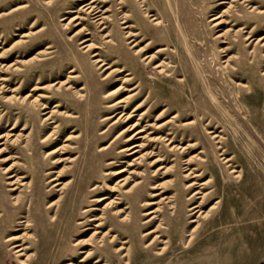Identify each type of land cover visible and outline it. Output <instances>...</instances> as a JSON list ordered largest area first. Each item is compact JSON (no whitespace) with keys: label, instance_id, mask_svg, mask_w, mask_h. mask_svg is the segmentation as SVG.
Here are the masks:
<instances>
[{"label":"rangeland","instance_id":"374dc122","mask_svg":"<svg viewBox=\"0 0 264 264\" xmlns=\"http://www.w3.org/2000/svg\"><path fill=\"white\" fill-rule=\"evenodd\" d=\"M89 1L0 0V77L5 78L0 79V203L6 205L8 213V217L0 221V264H19L16 253L4 240L9 228L15 234L23 231V224L19 221L24 219L26 208L31 203L28 200L24 202L20 209L23 212L11 206L13 201L9 193L12 191H9L7 182L13 178L6 177L13 174L25 176L23 180L28 182L29 188L19 186L13 194L20 193L26 199L31 198L35 210L31 223L38 222L36 229L28 230L24 240L30 247L28 253L31 254L32 264H47L49 258L59 254L56 244L50 243L52 233H55L53 240L66 229L75 234L71 236L73 238H87L92 229L85 228L93 226L88 219L100 215L101 211H105L104 216L108 218L114 232L126 236L128 232L135 231L131 225L119 222L109 208L101 209L105 201H95L106 193L103 181L113 185L127 174L128 184L121 187L119 195L114 193L112 197L120 198L117 199L121 201L119 208L129 212L136 225H141L139 232L153 229L158 223L157 219L162 218L163 224L158 229L169 240L166 255L159 258L153 252L161 245L146 252L141 243L143 238L139 239L136 234L134 244L137 248L134 249L136 253L132 264H264V46L255 41H245L240 32H235L240 26H247V33L258 21L261 24L254 36L264 34V12L257 14L256 9L249 11L246 3L237 0L233 2L235 7L229 13L236 20L232 21L229 15H225L229 23L213 27L214 21H210V18L227 7V3L220 4L222 0H147L151 13L163 19L160 25H155L151 17L145 15L144 6L139 0H127L123 11L131 13L134 9L137 24H133L136 25L134 30L140 33L137 37L141 40L139 47H149L144 56L152 57L150 65H145L147 59L141 61L133 53L136 48H129V44L122 39L127 29L121 28L122 12L118 1L95 0L93 3L99 10L97 16H106L103 21L107 28L104 31H99L102 24H97L98 21L87 14L88 10L82 8V11H78L79 5ZM197 4L200 6L197 7ZM250 4L264 9V0H252ZM74 15L79 19L69 21L64 26ZM112 18L115 23H112ZM234 23L235 26H231ZM79 28L83 31L74 34ZM227 28L232 30L226 31L224 39L216 37ZM108 30L114 41L122 40V49L108 45L103 38ZM84 37L91 38L87 43L92 42L100 47L101 55L113 67L102 73L101 69L96 68L97 65H93L92 53L82 52L84 48L80 49L82 45L78 44ZM48 45L50 47L46 48ZM229 46L231 49L228 53L220 52L219 48ZM254 54L257 60L251 65L248 62L253 60L251 55ZM228 56H231L230 65L223 67L221 61ZM238 61L241 62L240 70L232 72L230 66L236 67ZM158 63L162 64L164 73L158 72L160 67H155ZM72 67H80V72L77 71L80 76L69 79V84L74 88L65 89L69 84L59 91L55 87H48L50 83L65 80L71 74L68 71ZM117 67L141 74L145 90L140 93V87L136 86L141 81L130 75L126 78H132L123 85L134 89L119 90L114 97L133 94L131 97H135V102L127 110L131 111L134 104L151 93L153 97L139 111L147 107V111H151L141 125L146 121L154 123L156 115L161 112L157 124L152 127L145 125V128L150 127L146 133L154 130L150 135L152 137L173 131L175 143H192L184 153L170 151L163 141L151 142L148 138L144 139L147 144L145 149L153 153L151 156L144 155L137 163L133 161L132 165H126L133 156L116 153L123 138L122 135L116 138L114 135L126 123L121 119L114 122L118 115L102 119L120 111V108L113 110L104 107L106 103L103 102L106 90L116 84L118 86L120 80L117 78L125 74L123 72L117 76L112 73L103 78ZM34 85L38 88L31 90ZM80 86L85 87L84 96L73 92ZM137 91L139 95L136 96L134 93ZM40 92L49 96L41 100L47 106L43 110L39 109V105L32 106L17 98L29 93L31 99ZM56 102L61 104L60 109H67L74 116L63 118L54 115L57 127L51 132L53 124H46L43 120L46 115L41 113L48 112ZM136 118L137 115L133 120ZM189 120L195 122L181 125ZM161 123H164L162 129H155ZM201 124L207 130L220 134L224 155H218L220 151L216 148L215 140L210 138ZM12 125L14 128L9 130ZM16 135H20L17 141L13 140ZM105 145L111 149L102 154L99 148ZM190 154H197L198 158L190 165L200 173L197 184L210 179L202 189L210 193L201 210H206L216 199L220 201L210 215L199 217V227L190 241L186 242L195 224L190 219L197 216V213L191 214L188 208L200 200V194L187 199L197 185L194 188H183L190 179L184 176V164L181 161ZM156 155H159V161L149 164V160L156 158ZM105 156L111 157L103 160ZM223 156L233 158L235 169H242L240 176L233 177L231 169L221 160ZM203 157L210 159V163L204 165L201 161ZM101 161L102 165L99 164ZM108 161L113 163L107 164ZM159 165L169 166L168 172L161 174L163 169L159 171ZM121 167L128 170L112 173ZM153 169H157L154 174ZM47 171L52 173L45 175ZM96 173H100V177L95 183L101 188L89 190L93 184L84 181L80 190L82 195L87 190L89 194L83 196L86 205L80 204L78 211L81 213L89 209L91 213L86 216L87 212L81 214L80 218L69 222L67 217L82 177ZM51 176L58 178L61 183L67 182L62 192L55 191L61 185L52 187V182L48 181ZM139 181V186L130 188L134 182ZM160 182H163L162 188L156 189L155 186L151 189L152 185ZM126 188L130 190L125 192ZM161 190H164L165 195H172L175 212L170 213L168 202L160 200L156 219L146 221L153 214H142L154 209L156 204L146 205L144 202L157 201L159 196H151V193ZM59 197L61 202L58 209L53 207L50 212H46L48 202ZM126 205L128 209L124 208ZM0 210H4L2 206ZM52 214L58 215L60 221L54 226ZM108 223L102 231L108 227ZM80 255L78 250L70 256L73 262H77ZM68 257L64 256L59 262L66 261ZM93 259L84 264L92 263ZM112 264L125 263L114 260Z\"/></svg>","mask_w":264,"mask_h":264},{"label":"bare ground","instance_id":"6f19581e","mask_svg":"<svg viewBox=\"0 0 264 264\" xmlns=\"http://www.w3.org/2000/svg\"><path fill=\"white\" fill-rule=\"evenodd\" d=\"M80 1L85 2L86 0H80ZM117 1H118L117 4L119 5V8L121 9V12H122L121 21H120V24H122L121 28L127 29L124 32L125 35L122 38L123 41L125 40V43L129 44V48H136L133 50L134 51L133 53L137 54L138 57L141 58V61H144L147 59L146 62H144V64L150 65L149 61H152V57L144 56L149 47H144V46L139 47L141 40H138L137 37L140 35V33H139V31L134 30L136 27L135 24H137L136 19L134 18L135 17L134 9L131 10V13L123 11V8H124L127 0H117ZM139 1L142 4V6H144L145 15L151 17V21H154L153 24L160 25L161 21L163 20L162 17L160 18V17L156 16L154 13H151L150 7L147 6V3H148L147 0H139ZM193 1H196V0H193ZM236 1L237 0H231V2H226L225 0L220 1V4L227 3V7L224 8L220 14L214 15L210 18V21H214L213 27H219L221 25L229 23V21L226 18H224V16L229 15L230 9L235 7L233 2L235 3ZM251 1L252 0H242V2L246 3V6L248 8H250L249 11H253L254 9H256L257 14H261L264 12V9L260 8L256 4H250ZM93 3H95V0H90L88 3H82L81 5H79L78 11H82V8L84 11L88 10L87 14L92 15L91 17L94 18V21H98L97 24H100V25L102 24L101 29L99 31H104L107 28V26L105 25V22L103 21L106 18V16H104V17L103 16H97V13L99 10L97 9L96 6H94ZM199 6L200 5L197 4V7H199ZM104 11H106V9ZM237 15L239 16V14H237ZM229 17L231 18L232 21L236 20V18L232 19L233 14L229 15ZM131 18H133V19H131ZM77 19H79V17L77 15L72 16L64 24V26H66V24L69 21H75ZM111 21H112V23H115L113 18L111 19ZM130 21H132V23H130ZM133 22L135 24H133ZM236 23L231 24V26H235ZM259 24H261V23L257 21L256 24L247 33L245 32V29L247 28V26H240L239 29L235 30V32H240L241 36H243V39L245 41H249V40H251L250 42L255 41V43H257V44L261 43L260 46H264V34H261L259 36H254V35H256ZM75 25H77V24H75ZM230 30H232V29L227 28L226 30L217 34L216 37H221L222 39H224V37H223L224 34H226V31H230ZM81 31H83V29L79 28L74 34H78ZM86 33H88V32H86ZM103 38L106 39V42L108 43L109 46H113V47L122 49V47H121V45L123 43L122 40H121V42L114 41V38H113L110 30H108L107 32H105L103 34ZM90 39L91 38H89V37L88 38L84 37L79 41L78 44L82 45L80 47V49L84 48L82 52L92 53L91 57H93V60H92V62L94 63L93 65H97L96 68L101 69L100 72L103 73L107 69H110L111 67H113V64L109 63L107 61V59L101 55L100 50H99L100 49L99 46H97L95 43H92V42L87 43V41H90ZM222 41H224V40H222ZM221 43H227V42H221ZM150 44H153V42L150 41ZM49 47H50L49 45L46 46V48H49ZM230 49H231L230 46L224 47V48H219L220 52H222V53H224V52L228 53V50H230ZM49 52L50 51H48L47 53H49ZM251 56H253V60L252 61L250 60L248 63H251V65H254L256 60H257V55L254 54ZM243 59H245V58H243ZM230 61H231V56H228L226 59L221 61L224 64L223 67L230 65V63H229ZM239 61H241V59ZM239 61L236 62V64H235L236 67L230 66V68L232 69V72L240 70L239 64H241V62L239 63ZM155 67H160L158 72L164 73L165 70L163 69L161 63H158ZM77 71L80 72V67L70 68L68 73H71V74H69L65 80H63L61 82L55 81L53 83H50L48 85V87H50V88L55 87V90L59 91L65 85L69 84V81H70L69 79H75V78H78L80 76L77 73ZM123 72H125V74H124L125 76L121 75L120 78H117V80H120L119 85L117 86V84H116L115 87L106 90L107 94L103 96V98L105 99V100H103V102L106 103L104 107L113 108V110L120 108V111H117L114 115L106 116L102 120L115 118L118 115L115 118L114 122L121 119L122 121H124L127 124V125L125 124V126L122 127L116 135H114L115 138L119 135L120 136L122 135L121 138H123L122 144L119 146V149L116 153H122L126 156H133L131 161H127L126 165H132L131 163L133 161L137 163L141 160V158L144 155L151 156L153 153L152 150L148 151L147 149H145V146L147 144L144 142V139H146V138H148V140L151 142L163 141L165 143L164 145L167 147L168 150H170V151L178 150L180 153H184L185 150L192 145V143L186 142L185 145H179V143H175V136L173 135V131H169L165 135H157V136L154 135L152 137H150V135H151V133H154V130L146 133V130L150 129V127L145 128V125H149L152 127V125L157 124L156 121L159 120L161 112L156 115L154 123L149 124L148 121H146V123L144 125H141V122L143 121L144 117L147 116L151 111H147L148 107L141 112H139V111L143 108L145 103H147L148 101L151 100V98L153 97L151 93H148L144 99H142L140 102L134 104L131 111H127V110L135 102V97H131V95H133V94H129V95H126L124 97H119V95L114 97V95L117 94L119 92V90L132 91L134 89L132 87L128 89V88H126V85H123L124 82L129 81L132 78V77L126 78L130 75H132L136 78H139V80L141 81V84L140 85L137 84V86H136V87H140V89H139L140 91L139 90L138 91L140 93H143V91L145 90V86H143L144 85V77H142L141 74L135 72L134 70L126 71L122 67H117L116 70L112 69L108 73H106L103 78L108 77L112 73H115L118 76L119 74H122ZM262 74H264V70H263ZM0 79H5V78L0 77ZM37 88H38V86L34 85L31 88V90H35ZM67 88H74V87H72V85L69 84L66 86L65 89H67ZM84 89H85L84 86H80L79 88L74 89L73 92L75 93V95L84 96V93H83ZM138 91L134 93V94H136V96L139 95ZM14 96H16V95H14ZM30 97L31 96L29 93L25 94L24 96H17V98L20 99L21 102L29 103L32 106L39 105L40 110H43L45 107H47L46 104L41 101L42 99L49 97L46 93L40 92L36 96H34L33 98L30 99ZM9 99H12V97H9ZM60 107H61V104L56 102V103H54V105L52 106V108L48 112H42L41 113V115H46L43 118V120L46 121V124H53V129L51 132H54L56 127H57V123H56V120L54 119V115H60L63 118H72L74 116L67 109H60ZM135 115H137V118L135 120H133ZM194 122H195L194 120H189V121L184 122L181 125H183V126L191 125ZM163 124L162 123L158 124L155 127V129L161 130ZM201 125L204 127V129L206 131H208L207 133L210 135V138L215 140L214 143L217 145L216 148L220 151L218 155H224L225 150L223 149V146H222V142H221L222 138H221L220 134L216 133L215 131L207 130L206 127L204 126V124H201ZM205 125H208V123H206ZM13 128H14V125L10 126L9 130L13 129ZM21 129H24V127H21ZM105 130L101 131L99 134L103 133ZM72 131H74V130H72ZM19 137H20V135H16L13 140L17 141L19 139ZM74 137H76V136H74ZM66 139H68V138H66ZM138 140H140V141H138ZM110 149L111 148L109 147V145H105V146H102L101 148H99V150L102 151L101 152L102 154H104L105 152H107ZM143 150H145V151H143ZM200 152H202V151H199L198 153H200ZM110 157L111 156H109V157L105 156V157H103V160H109ZM158 157H159V155H156V158L150 159L149 164H152L153 162L159 161ZM194 159H198L197 154H190L189 156L185 157L181 161V162H183L182 164H184V168H183V172H185L184 176L188 177L190 179V180H188L189 182L187 184H184L183 188L184 189L191 188V187L194 188V186L197 185V186H195L197 188L194 191H192V194L187 199H193V198H195L196 194H200L198 196L200 199L199 201H197L198 203L194 204L188 208V210L190 211L191 214L197 213V216H196V218H192V219L188 218V219H190V222L195 223V224L191 227L192 229H191V232H189V235L187 236L188 238L186 239V242L190 241V239L193 237L195 230L199 227V225H200V221H199L200 218L199 217L204 218V217H207L208 215H210V213L216 208V204L220 201L219 199H216V201L214 203H212V205H210L206 210H201L203 203L205 202L208 194L210 193V191L203 192L202 189L210 181V179H207V180L202 181L199 184H197L198 181H196V180L198 179V176L200 175V173H197L196 167H190V165L192 164ZM221 160H223L224 163H226L227 166L231 169L230 172L234 174L233 177H238L241 175L242 169H240V170L235 169L236 165H233V158L231 156H223L221 158ZM201 161L204 162V165H207L210 163L211 160L205 159L203 157L201 159ZM102 162L103 161L99 162V164L102 165ZM110 163H113V162L112 161L107 162V164H110ZM158 168H159V171L161 169H163L161 172V174H163V175L165 173H167L169 170V166H165V165H163V166L159 165L157 167V169ZM157 169L152 170L153 174L156 172ZM6 170L7 169H5L4 172ZM127 170L128 169L125 170L123 167H121V168L115 169L112 173L118 174V173H121V172H124ZM159 171H157V172H159ZM130 172H132V171H130ZM130 172H128V173H130ZM50 173H52V171H47L45 173V175H48ZM104 174H106V173H104ZM57 175H58V172L56 173V176ZM24 177H25L24 175H17V174L8 175L6 177L7 179L13 178L12 180H9L7 182V185L10 186L9 191H12L9 193V196H11L10 199L13 201L11 206L15 210H17L18 212H23L20 209L22 208L24 202L26 200H28L29 203L30 202L31 203L26 208L25 216H23L24 219H21L19 221L20 223L23 224V231L20 234H15V233H12V231H14V230L12 228H9L8 233L6 234L4 243L6 245H11V249L13 250V253H16L15 256L18 257L16 261L19 264H32L31 263V261H32L31 254L28 253V250L30 247L27 244H25L24 240L26 238L28 230L34 229V228L36 229L37 224H38L37 221H34L33 223H31V221H32L31 217H32L33 212L35 211L33 208V201L31 200V198L26 199L25 197H22L20 193L15 194V195L13 194V191L18 189L19 186H23L24 188H29L28 182L23 180ZM99 177H100V173H96V174L91 175V176L85 175L82 177V179H81L82 183L76 189L74 204H73V207H72V209H71V211L67 217L69 222H72L73 220L80 218L81 214H84L87 212L85 214V216H86L87 214L91 213V212H88L89 209H84L80 213L78 211V206L80 204L86 205V201L84 200L83 196L88 195L89 190L101 188L95 183V182H97L96 179ZM127 178H128V174L126 176H124L123 178H120L117 181H115V183L113 185H110V184L106 183L105 181H103L106 193L97 197L95 201L97 203L105 201L104 205L102 206L101 209L109 208L110 210H112V214L116 216L115 218H118L119 222H121V223L125 222L127 224L126 226L131 225L132 227H134L135 231L128 232L126 236H124L121 232H117V233L114 232L115 230H113V228L111 227V224L108 223V218L106 216H104L105 211H101L100 215H96V216H93V217L88 219V221H90L89 222L90 225H93V226H92V228H90L91 226L90 227L87 226L85 228V229H92V232H90V234L87 238H80V239L76 238V237L73 238L75 234L72 231H70V230L68 231V229H66L64 231L62 230L59 237L57 238V236H56L57 239L53 240L55 233H52V235L50 237L51 238L50 243L54 242L56 244L57 248L59 249V254H56L55 256L49 258V260L47 261V264H84L85 262L90 261L93 257H94L93 262L92 263L89 262L90 264H112V262L114 260L119 262V263H121L123 261L125 264H132V262L134 261V257H133L134 253H136L135 252L136 250H134V249L137 248V245L134 244V242L136 241V236H137L136 234H138L139 239L143 238L141 240V243H142V247H143L144 251L147 252L150 250V248H152L156 245H161V247L156 248L153 253L159 258H163L166 255L169 240L167 237H163V234L158 229L163 224V222L161 220L162 218L157 219L158 223L153 229L145 231V232H142V231L139 232L141 225H139V226L136 225L135 219L130 216L129 212H126L125 210H122L121 208H119L121 201L117 200V199H120V198H117V196L112 197V194H114V193L119 195V193H120L119 190L122 189L121 187H125L128 184ZM48 181L52 182V187H56L58 185H61L59 188L55 189V191H61V192H62V189H64L66 184H67V182H65V183L59 182L58 178H56L54 176L49 177ZM84 181H86V183H91L93 185L91 186V188L89 190H87L84 193V195H82V194H80L81 193L80 190L82 189L81 187H83ZM212 181H214V182L216 181V174L214 175V179ZM140 184H141L140 181L134 182L130 188H132V186H135V185L139 186ZM213 185H214V183H213ZM155 186H156V189L162 188L163 182L157 183L156 185L155 184L152 185L151 189H154ZM130 188H128V189L126 188L125 192H128L130 190ZM164 193H165L164 190H161L159 192L158 191L152 192L151 196H159V199L157 201H145L144 202L146 205L147 204H156V207L154 209L146 211L142 214L143 216L153 214L150 217V219H148L146 221H150L151 219H156L155 218L157 216L156 213L160 209V202H159L160 200H162V201L166 200V202H168L169 209L171 210L170 213L175 212V209L173 210L174 202L172 199V195H165ZM60 202H61L60 197L57 198L56 200L48 202V204L46 206V210H47L46 212H50L53 207H57V209H58ZM0 206H2V208L4 209L3 210L4 212L2 210H0V221H1V220H4L8 217L7 216L8 213H7L6 205L4 203H0ZM124 208L128 209L129 207L126 205ZM56 213H58V210H56ZM51 221L53 223V226L58 224L60 222L58 215L54 216L52 214L51 215ZM146 221L143 223H146ZM79 223L83 224V222H78L77 224H79ZM106 223H108V227L102 231L103 227L106 226ZM143 223H140V224L143 225ZM114 225L117 227V224H114ZM11 226H15V225L12 224ZM150 235H152L153 237L151 236L152 238L149 241H146L147 237H149ZM71 236H73V237H71ZM107 246L110 247L109 250L106 249ZM78 250H79V253L81 254L80 258H78L79 260L77 262H73V259L70 255H71V253L76 252ZM22 256L24 258H22ZM64 256H69V257L66 258V261H63L60 263L59 261Z\"/></svg>","mask_w":264,"mask_h":264}]
</instances>
